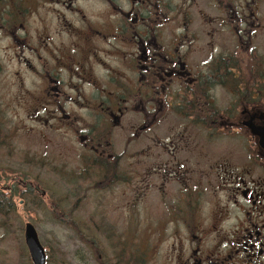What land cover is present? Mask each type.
Instances as JSON below:
<instances>
[{
	"label": "flooded vegetation",
	"instance_id": "obj_1",
	"mask_svg": "<svg viewBox=\"0 0 264 264\" xmlns=\"http://www.w3.org/2000/svg\"><path fill=\"white\" fill-rule=\"evenodd\" d=\"M2 45L94 191L138 164L171 264H264V0H0Z\"/></svg>",
	"mask_w": 264,
	"mask_h": 264
},
{
	"label": "rangeland",
	"instance_id": "obj_2",
	"mask_svg": "<svg viewBox=\"0 0 264 264\" xmlns=\"http://www.w3.org/2000/svg\"><path fill=\"white\" fill-rule=\"evenodd\" d=\"M7 56L2 45L0 264H33L25 244L27 223L38 232L46 264H171L170 228L163 210L153 206L155 195L139 189L138 164L128 162L126 183L94 191L99 180L78 173L80 141L68 129L47 130L36 121L30 96L38 91L37 80L25 67L23 90ZM239 148L234 140V155Z\"/></svg>",
	"mask_w": 264,
	"mask_h": 264
},
{
	"label": "water",
	"instance_id": "obj_3",
	"mask_svg": "<svg viewBox=\"0 0 264 264\" xmlns=\"http://www.w3.org/2000/svg\"><path fill=\"white\" fill-rule=\"evenodd\" d=\"M25 244L28 248L29 255L33 264H46L47 254L42 245L35 226L27 223L25 227Z\"/></svg>",
	"mask_w": 264,
	"mask_h": 264
},
{
	"label": "trees",
	"instance_id": "obj_4",
	"mask_svg": "<svg viewBox=\"0 0 264 264\" xmlns=\"http://www.w3.org/2000/svg\"><path fill=\"white\" fill-rule=\"evenodd\" d=\"M2 195L4 194L3 192L1 193ZM0 213H3L2 209L0 208Z\"/></svg>",
	"mask_w": 264,
	"mask_h": 264
}]
</instances>
